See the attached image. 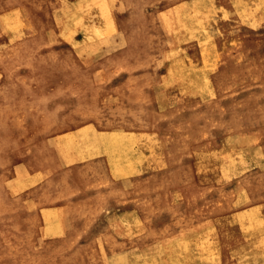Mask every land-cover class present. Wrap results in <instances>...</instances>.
<instances>
[{
	"label": "rangeland",
	"instance_id": "rangeland-1",
	"mask_svg": "<svg viewBox=\"0 0 264 264\" xmlns=\"http://www.w3.org/2000/svg\"><path fill=\"white\" fill-rule=\"evenodd\" d=\"M0 264H264V0H0Z\"/></svg>",
	"mask_w": 264,
	"mask_h": 264
},
{
	"label": "bare ground",
	"instance_id": "bare-ground-1",
	"mask_svg": "<svg viewBox=\"0 0 264 264\" xmlns=\"http://www.w3.org/2000/svg\"><path fill=\"white\" fill-rule=\"evenodd\" d=\"M110 20H111V18H109V20H107V22L108 23H110ZM108 26H109V24H108ZM101 30V29H100ZM99 32V31H98ZM97 32V33H98ZM99 34V33H98ZM102 35H104V34H102ZM101 36V35H100ZM112 135H114V136H117V135H119V134H122V133H118V132H112L111 133ZM121 144H124L123 142H121ZM113 161H116V160H113ZM113 169H114V171L116 170V172H120V170H119V165L120 164H118V163H115V162H113ZM120 167H122V166H120ZM121 174H123V173H121ZM51 210L50 209H48V212H46V213H49Z\"/></svg>",
	"mask_w": 264,
	"mask_h": 264
}]
</instances>
